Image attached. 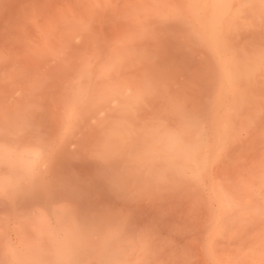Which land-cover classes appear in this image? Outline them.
I'll list each match as a JSON object with an SVG mask.
<instances>
[{
    "label": "rangeland",
    "instance_id": "1",
    "mask_svg": "<svg viewBox=\"0 0 264 264\" xmlns=\"http://www.w3.org/2000/svg\"><path fill=\"white\" fill-rule=\"evenodd\" d=\"M246 1H224L236 12L230 28L235 36L243 30L257 34L250 44L260 48L264 59V23L260 29L253 12L264 10V0ZM199 2L0 0V88L14 93L5 106L29 112L13 125L56 135L49 143L56 146L48 149L53 155H48L50 168L57 163L52 169L58 181L49 189V181L37 179L28 186L33 193L28 191L26 200L16 194L14 201L11 195L8 202L0 197V206L13 212L3 209L9 220L0 222L1 246L17 248L12 215L21 211L19 223L31 222L23 212L45 211L41 199H35L49 189L53 197L71 194L76 200L71 208L78 206L75 218L81 229L103 232L114 228L107 222H114L124 230L122 237L130 231L158 232L161 245L190 237L170 251V258L177 259L168 257L164 264H264V62L254 70L252 82H237L236 100L228 99L227 88L219 99L211 98L210 88H198L201 94L209 92L208 101L199 93L201 100H193L197 78L214 87L217 76L215 55L206 50L207 58L202 57L204 44L197 36L207 39L219 30L201 16L203 0ZM157 9L161 15L152 16ZM16 24L23 27L18 37L13 34ZM226 33L218 36L219 43L233 44L228 37L234 36ZM248 36L246 32L239 41L251 42ZM239 41L233 45L239 47ZM240 48L236 50L243 53ZM210 60L213 67L205 62ZM210 74L214 78H207ZM105 93L110 97L101 98ZM96 94L100 100L93 101ZM178 97L174 104L180 110L173 104ZM111 109L121 117L106 124L104 113ZM173 126L184 128L177 150L164 145L163 136ZM107 127L118 129L120 137ZM74 143L81 148L70 155ZM179 151L185 160L178 161ZM223 199L231 200L233 209H224ZM92 208L95 212L84 222ZM23 236L29 239L28 233Z\"/></svg>",
    "mask_w": 264,
    "mask_h": 264
},
{
    "label": "bare ground",
    "instance_id": "2",
    "mask_svg": "<svg viewBox=\"0 0 264 264\" xmlns=\"http://www.w3.org/2000/svg\"><path fill=\"white\" fill-rule=\"evenodd\" d=\"M195 1L198 2V4L200 3L199 2L200 0H195ZM224 1L225 0H203V6H202V10H200V14L203 18H205V20L207 18L206 22L210 25L212 29H218L219 32H217V34H213V36L209 33L207 35V39L199 37L198 35L197 36L198 39L204 44V47L201 48L202 51L200 49L199 51L201 52V55L204 53L202 57L204 55H207L208 52L209 53L211 52V54L215 55L214 59H216L215 67H217V73H215L214 71L215 69L207 67L208 65L204 62L203 63L206 66L203 67L204 68L207 67L209 68V70L211 69L212 71L211 73L212 74L215 73L217 76L214 74L216 76V83L213 84L215 85L214 87L211 85V83L214 82L209 81L207 79V78H214L211 76L212 74H210L211 77L205 78V81H209L206 83L205 82L203 83V81L202 82L198 81L201 79L200 77L199 79L197 78L196 80L197 83L195 82L194 90L198 88L201 90L202 88L211 89V87H213L212 90L210 89L208 90V91H213L211 98L213 99L216 97V99H219L222 98L223 92L227 88V90H229V93H231L230 96H228V99L230 101L231 100L234 101L238 98V95L234 90L235 87L241 84L242 82H252V80L255 78L254 70L258 67L259 63L264 62V59L259 55V51H261L260 48L259 47L256 48L254 44L253 45L250 44L253 43L254 40L253 36H255L256 40L258 39L257 34L252 35L250 32L243 30L241 33L240 31H238L237 34L240 35H236V36L234 35L236 34L237 31L232 30L230 26L235 16L234 13L236 12H234L235 9L231 10V7L226 5ZM245 3L246 5L248 3L252 4L254 3V0H247ZM207 9L209 10L207 11ZM162 11H163L162 9H157V11H155V14H151V15L159 16L161 15ZM253 12H254L255 22L257 21L258 27L260 29H263V23H264L263 8L260 9L254 8ZM208 17L210 18V22L208 21ZM203 18H202L203 21L199 20V22L197 23L202 24L204 22ZM253 23L254 22H252L251 24ZM8 27L11 28L10 26ZM18 28L20 30L23 27L19 26V24H16L14 28L15 32H13L14 36L16 37H18V35L21 36L20 32H18L19 31ZM230 29L232 31H230ZM224 30L225 31L227 30V33ZM190 32H192L191 29ZM246 32L249 35L248 38H251V39L248 38L247 39L248 41L250 40L251 42H244L245 44L244 43L242 44V42L240 41H242L243 39H241L240 37L241 35L246 36ZM225 33L234 36L233 39L232 37H228L230 41L231 40L234 41L231 42L234 45L236 44L238 45V43L235 42L236 39L237 41L240 40L239 47L241 46L240 49L241 50L243 49L245 51L241 53L240 50H236L239 47L234 46L233 44L224 45L225 43L223 44V42L222 44L219 43L218 36H224ZM250 35H252V37H250ZM237 36L238 38H236ZM189 37L190 36H188V38ZM214 40L216 42H214ZM246 44L248 45L250 44V45L248 46ZM231 45L233 46V48L234 47L236 48L235 52H233L232 49L231 51H229L228 47L229 46L231 47ZM251 46L252 48H250L251 50H249L248 47ZM206 50L207 53L205 54ZM246 50H248L249 52ZM257 53L258 55L256 56ZM210 57L211 56H208L209 59H211ZM40 58H41L40 55L35 56V59H40ZM204 58H207V56H204ZM211 60L205 62H210L208 64H210L211 66L210 65L209 66L213 67L212 64L214 62L211 64ZM53 69L54 70L51 69L52 72L55 71V68ZM198 71H201L202 73L201 69L200 70L198 69ZM204 72L206 73L203 74L205 75L207 74L206 76H209L208 74L210 73V71H208V69L207 70L205 69ZM252 74L254 75V78H251ZM196 75H198V73H196L195 76ZM256 78L257 79L259 78V74L256 75ZM198 82L202 84H199ZM237 82H239V84H237ZM207 83L210 84L208 85ZM203 84L205 86L208 85L209 87L208 86L203 87ZM200 85H202V87H199ZM253 85H255L254 87L256 88L257 84L254 83ZM199 89L196 90L197 95H193L195 92L192 91L193 93L192 99L195 100L194 98H196V100L199 102L201 98L207 95L206 96L207 97L206 100H207L209 92L206 90L208 93H205L206 91H204L203 93L205 94H201L202 92H200ZM241 92L242 94L248 96L247 94L248 91L242 90ZM132 93L133 92H131V94ZM198 93L201 95V98L197 97ZM13 94L14 93L8 91L7 87L0 88V106H1L0 109V197L1 196L6 197L7 202L9 201L7 198L9 197V195H11V199H13V201L14 198L15 199L17 198L16 195H19V197L23 196L24 198V195L31 189V188L29 189L28 186L34 182H37L36 181L37 179L41 180L42 182H44V180H46L45 182L49 181L48 183L50 185H47L49 189L51 187H55L58 184V181L56 179L57 173L52 169L53 166H55L57 163L55 161L53 166L50 168L49 167L50 156L48 155V154L53 155L54 150L53 152H49L48 149H50V147L56 146V145L49 146L51 138L56 137V135L47 136L43 134H36L29 127H25L21 124H19L18 126L13 125L14 121H16L17 119L18 120L23 119L24 116L29 113L28 110L27 112H24L22 110L6 108L5 105H8L9 103H11V101H13V96H14ZM183 94H184L183 100L187 99L185 97L186 93ZM109 97H110V93H105V95H103L101 98L107 99ZM176 99L177 100L173 101V104L179 102L178 101L179 97ZM94 100L96 101L100 100V96L96 94L93 101ZM204 100L205 97L203 98L202 101ZM176 106L178 105L174 104V108L177 110L179 106L178 107ZM178 110H180V108ZM103 113L104 112H101V114ZM104 115H105L104 117H106L105 118L106 124L111 122L113 123L115 120H118L121 117L120 112H117L112 109L108 113H104ZM3 120H5V122L2 123ZM107 128L109 132L110 131L112 132L113 136H115L116 138L120 137L118 129L111 127H107ZM183 133H184L183 127L173 126L172 128H169L168 132L163 136L165 148L177 150V148L183 143V139H182ZM124 138L125 137L120 139H124ZM74 145L76 146V149H72V150L69 149L70 155L76 154L81 148L79 144L74 143ZM176 157L178 158V161L185 160L184 151H179V153L176 154ZM52 183H54L55 185H53ZM49 189L48 191L45 189L44 192L47 193L46 194L44 193L42 197L37 199H35L34 197V199L37 201L38 199H41L39 200V202H41L39 204L41 205L44 204L43 208L45 209V211L35 212L37 208L36 209L32 208V211L34 212L31 211V214L33 215L31 214L28 215L26 212L22 211L23 216L27 220L31 218V220H29L31 222L20 221L19 223L20 220L19 215H21V211L19 212L20 213L19 215H17L18 212H15L13 214L14 216L12 215L11 218L15 217L16 220L15 222L13 221L14 219L11 220V218L9 217L10 220L12 221V224H14L13 226L16 228L15 241L17 243V248H9L12 247V245L10 246L9 244H7L6 247H3L4 246L3 245L4 242H3V244H1L3 246L0 245V248L3 247L2 253L0 252V254L2 255V257L0 256V258H2L0 259V264H164L167 258L168 257L170 258L171 255L170 251L172 249H175L177 246H180L182 243L185 242L186 239H190V237L187 238V236H182V238L183 237L184 238L180 242H178L175 238L172 239L170 244L161 245L160 243H158L161 240V236L159 235L158 232L154 233L152 231H139V232L130 231L127 234V237H122L121 234L123 233L121 231L124 230L121 228H116L117 224L114 222H107L106 225L112 226L114 228H110L103 232H95L94 230L89 231V230L81 229L79 224L76 223L77 220L75 218L77 216L78 206L71 208L72 204L76 202V200H73L72 197L70 198L71 194L65 195L62 198H60V196L53 197L51 194H49ZM30 192L33 193V190L29 191V193ZM39 196L37 195V197ZM24 200L26 199L24 198ZM94 200H95V196L91 195L90 196L91 206H93ZM27 201L29 202L30 200ZM5 203H3V205ZM222 204L224 209H228V208L233 209V207L235 206V204L228 199H223ZM25 205L26 204L24 203V206ZM27 206L28 209H30L29 207L31 206L29 205ZM1 208H0V215L3 213L2 215L6 216L8 215L9 212H12V209L7 208L6 206L5 209L4 207ZM3 209L5 211L6 209H8L9 212L4 213ZM95 210L96 208H92L90 214L84 216L83 218L84 222H87L86 220H88L89 217L93 215ZM15 211H17V209ZM2 215H1L2 218L0 217L2 221L0 219V222H2L3 224L6 222L5 219H7L8 216L4 218V216ZM15 215H17L18 217H16ZM16 218H18V222ZM25 218H23V220ZM11 221H9L8 223H10ZM25 223L28 224L30 223V224L29 226H27L28 224ZM21 225H26V227L21 228L20 227ZM17 227H19V229H17ZM6 228H8V226ZM26 233L29 234V239L23 236V234ZM34 244L37 245L38 249L32 248ZM27 249L30 250L27 251ZM176 256L174 255L173 257L176 258ZM172 258H170L169 260H172ZM175 261H177L176 264H178L179 262L178 260H174L173 262L172 261L171 262L174 264ZM259 263H261V261Z\"/></svg>",
    "mask_w": 264,
    "mask_h": 264
}]
</instances>
